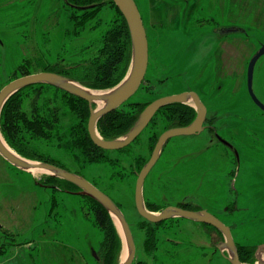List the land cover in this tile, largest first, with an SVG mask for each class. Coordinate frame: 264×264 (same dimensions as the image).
<instances>
[{
	"label": "rangeland",
	"instance_id": "1",
	"mask_svg": "<svg viewBox=\"0 0 264 264\" xmlns=\"http://www.w3.org/2000/svg\"><path fill=\"white\" fill-rule=\"evenodd\" d=\"M138 2L150 59L143 87L130 98L132 103L197 90L219 135L239 153L237 158L207 130L173 137L146 178V200L161 207L189 203L196 209L209 208L231 226L237 243H263L264 111L249 93L247 69L264 43V0ZM63 4L64 0H0V90L25 75L21 67L31 74L56 63L75 66L93 61L122 17L116 6L104 4L99 18L76 24ZM220 25H238L246 32L219 37L214 31ZM254 91L264 103V55L256 64ZM40 94L37 103L43 113L59 107L61 115L72 114L61 91L46 86ZM34 97L31 92L25 99L29 109ZM162 130L160 126L157 131ZM151 134L146 128L125 151L109 150L112 161L81 171L120 204L136 243L134 261L231 264L211 244L223 235L187 218L160 226L158 250L152 255L146 251L147 227L136 208L135 186L139 161L152 153ZM38 145L71 170L79 169L61 149L45 141ZM44 175L22 171L0 155V244L6 250L0 264H96L93 251L97 254L101 235L86 216L90 203L82 195L44 183ZM122 253L123 247L119 261Z\"/></svg>",
	"mask_w": 264,
	"mask_h": 264
},
{
	"label": "trees",
	"instance_id": "2",
	"mask_svg": "<svg viewBox=\"0 0 264 264\" xmlns=\"http://www.w3.org/2000/svg\"><path fill=\"white\" fill-rule=\"evenodd\" d=\"M69 1L77 6L93 5L83 9L67 8L65 13L68 19H77L78 21L99 18V12L104 4L116 6L112 0ZM117 9L119 10L118 7ZM119 12L121 13L120 10ZM121 15L120 24L107 33L102 48L98 50V54L93 58V61L78 63L75 66H64L58 63L57 65L46 66L45 70L61 73L94 89H107L118 84L127 73L131 60L130 32L125 17L122 13ZM21 69H23V74H29L23 67ZM46 86L53 87L63 93L64 100L71 103L69 108L71 115L67 113L61 115L59 107L52 108V112L47 114L40 110L37 102L40 93ZM142 87L143 83L140 89ZM31 92H35V100L31 109H29L26 107L25 99L29 97ZM148 102L132 103L129 100L121 108L104 115L98 122L101 135L105 139H112L125 134L136 122L140 112ZM64 116H66V119ZM89 116V103L85 99L48 84H34L19 90L7 101L1 115V130L8 144L22 156L47 161L71 170L60 159L39 150L40 146L38 144L45 141L47 146L52 144L57 149L65 152L68 157L74 158L79 165V169L74 170V172L82 174L81 171L91 164L112 161L108 155L110 151L97 146L92 141L87 129ZM195 116V108L187 104L172 103L161 108L147 127V129H152L151 150H153L161 132L172 127L188 125L194 120ZM160 126L163 130L157 131ZM147 160L142 159L139 161L140 170ZM43 182L51 184L54 188L63 192H66L67 189H78L77 186L64 179L47 174L44 175ZM82 198L90 203L86 216L89 217L88 220L99 230L101 235L97 249L98 257L93 258L94 262L96 264H118L123 243L113 218L96 200L88 196ZM147 205L153 211H159L163 208L149 201H147ZM181 206L196 209L189 203L181 204ZM172 219L159 223H151L145 220L147 227L146 251L150 255L155 254L159 248L161 234L158 228L170 224ZM206 225L215 229L212 225ZM237 245L241 260L253 264L256 260L254 256L256 245L240 243H237ZM4 253H6L4 244H0V255ZM133 264H148V262L134 261Z\"/></svg>",
	"mask_w": 264,
	"mask_h": 264
},
{
	"label": "water",
	"instance_id": "3",
	"mask_svg": "<svg viewBox=\"0 0 264 264\" xmlns=\"http://www.w3.org/2000/svg\"><path fill=\"white\" fill-rule=\"evenodd\" d=\"M126 19L131 37V61L127 73L122 80L113 87L107 89H94L66 75L53 71H40L26 74L8 82L0 90V155L14 167L34 175L42 172L47 175L64 179L79 188L76 192L82 196H88L99 202L111 215L118 226L123 241L122 258L118 264H133L136 256V243L131 226L125 213L117 202L105 191L97 187L84 175L70 171L61 166L47 161L34 160L19 154L6 141L1 130V115L5 104L19 90L34 84H48L55 86L73 95L88 101L90 117L88 120V132L92 141L105 150H119L129 146L146 129L156 113L166 105L172 103L190 104L196 109L195 119L185 126L172 127L164 130L152 150L151 156L137 173L135 186V204L139 214L152 223H159L172 218H187L195 222L206 223L214 226L223 234L222 241L217 248L231 264H247L239 255V248L232 233V228L218 216L205 208L188 209L182 206H166L160 211H153L147 207L144 185L147 176L160 159L164 146L168 140L176 136L200 134L206 126L207 106L200 95L193 90L170 94L156 98L147 104L139 114L133 126L123 135L105 139L98 130L99 120L107 113L118 109L128 101L141 87L149 66V41L147 31L139 7L135 0H112ZM89 6H79L87 8ZM222 34L244 33L246 29L241 26L223 27ZM264 55V43L252 55L247 69V84L253 101L264 111V103L254 91V73L258 60ZM220 141L233 149L239 157L238 150L229 141L221 138ZM95 257L96 252L93 251ZM255 262L264 264V242L255 249Z\"/></svg>",
	"mask_w": 264,
	"mask_h": 264
},
{
	"label": "flooded vegetation",
	"instance_id": "4",
	"mask_svg": "<svg viewBox=\"0 0 264 264\" xmlns=\"http://www.w3.org/2000/svg\"><path fill=\"white\" fill-rule=\"evenodd\" d=\"M136 1V3H137V5H138V7H139V10H140V4H139V2H138V0H135ZM39 2H40V0H39ZM64 6H65V8H66V10H67V8L69 7V8H71V7H74V8H77V9H81V8H79V6H77V5H75V4H73V3H71L69 0H64V4H63ZM38 6H39V3H38ZM39 7H42L41 5L39 6ZM46 8V7H45ZM44 8V9H45ZM64 8V9H65ZM140 12H141V10H140ZM141 15H142V12H141ZM142 18H143V15H142ZM90 21V20H89ZM78 22L79 23H82V21H76V24H78ZM86 22V21H85ZM143 22H144V19H143ZM144 25H145V23H144ZM230 26H236V25H220V26H217V28L215 29V31H214V33L216 34V35H218L219 37H221V36H224V35H227V34H231V33H227V34H222V28L223 27H230ZM145 28H146V26H145ZM156 29V31H157V33H160L161 31L158 29V28H155ZM182 29V28H181ZM166 30H171V31H173L174 29H170V28H166ZM182 31H183V33L184 34H187L188 32H185L184 31V29H182ZM233 33H237V32H233ZM245 33V32H244ZM148 36V35H147ZM148 41H149V39H148ZM149 59H150V55H149ZM220 60H221V58H220ZM216 61V60H215ZM216 63V62H215ZM57 64V63H56ZM55 64V65H56ZM217 64V63H216ZM256 68V67H255ZM42 71H52V70H42ZM54 72V71H53ZM61 74V73H60ZM254 76H255V73H254ZM146 78V77H145ZM142 86V85H141ZM55 87V86H54ZM190 90H193V91H196L199 95H200V97H201V99H202V101L205 103V101L203 100V98H202V96H201V93L199 92V91H197V90H194V89H189V90H184V91H190ZM180 92H183V91H180ZM180 92H177V93H180ZM173 94V93H172ZM175 94V93H174ZM170 95V94H169ZM159 97H161V96H159ZM159 97H155L154 98V100L156 99V98H159ZM130 100V99H129ZM128 100V101H129ZM153 101V100H152ZM127 102V101H126ZM125 102V103H126ZM138 102H140V101H138ZM145 102V101H144ZM151 101H149L147 104H149ZM124 103V104H125ZM146 104V105H147ZM180 104H185V103H180ZM145 105V106H146ZM187 105H190V104H187ZM205 105H206V103H205ZM144 106V107H145ZM190 106H192V105H190ZM207 106V105H206ZM90 107V106H89ZM122 107V106H121ZM121 107H119V108H121ZM193 107V106H192ZM144 109V108H143ZM142 109V110H143ZM161 110V109H160ZM159 110V111H160ZM196 110V109H195ZM114 111V110H113ZM158 111V112H159ZM157 112V113H158ZM141 113V112H140ZM156 113V114H157ZM196 114H197V112H196ZM210 115V113H209V109H208V106H207V117H206V120H205V122H204V126H206V128L203 130V131H209L210 132V135H211V138L212 139H219V132H218V128H217V126H216V121H214L215 119H214V117H211V116H209ZM156 116V115H155ZM154 116V117H155ZM154 117H153V119H154ZM196 117V116H195ZM153 119L151 120V122L153 121ZM195 119V118H194ZM218 119V118H217ZM150 122V123H151ZM149 123V124H150ZM149 126V125H148ZM147 126V127H148ZM146 127V128H147ZM232 129V128H231ZM99 130V129H98ZM202 131V132H203ZM100 132V131H99ZM201 132V133H202ZM162 133V132H161ZM139 137V136H138ZM137 137V138H138ZM221 137V136H220ZM137 138H136V140H137ZM172 139V138H171ZM170 139V140H171ZM135 140V141H136ZM170 140H168L167 141V143L170 141ZM135 141H133L129 146H127V147H125V148H123L124 150H122V149H119V151H125V149H127L128 147H130ZM167 143L165 144V146H164V149H165V147H166V145H167ZM231 143V142H230ZM232 144V143H231ZM225 145V144H224ZM226 146V145H225ZM234 147H235V145H233ZM227 147V146H226ZM227 148H229V147H227ZM236 148V147H235ZM164 149H163V151H164ZM233 153H235V151L233 150V149H231V148H229ZM237 149V148H236ZM112 151H115V150H112ZM163 153V152H162ZM235 155H236V153H235ZM236 157H237V155H236ZM238 158V157H237ZM73 171V170H72ZM83 175V174H82ZM92 182V181H91ZM92 183H94V182H92ZM96 186H97V184L96 183H94ZM98 187V186H97ZM101 189V188H100ZM79 190V188L77 189V190H66V192L68 193V192H70V193H76L77 191ZM104 191V190H103ZM146 198V197H145ZM115 200V199H114ZM116 201V200H115ZM117 202V201H116ZM117 204H118V202H117ZM146 204H147V200H146ZM119 206H120V204H118ZM179 206H181V205H179ZM147 207H148V205H147ZM149 208V207H148ZM164 208V207H163ZM162 209V208H161ZM205 209H207V210H209L210 212H212L209 208H205ZM213 214H214V212H212ZM216 215V214H215ZM217 216V215H216ZM146 220V219H145ZM146 221H148V220H146ZM149 222V221H148ZM162 222V221H161ZM152 223V222H151ZM169 225V224H168ZM169 228V227H168ZM214 231H216V232H218L219 233V235H221L222 233L218 230V229H216L215 228V230ZM210 234V233H209ZM223 235V234H222ZM210 236V235H209ZM212 238V237H211ZM211 240V239H210ZM220 241H222V237H220L217 241H215L214 242V240H212V246H213V248H214V251L216 252H220L219 251V249L217 248V245L219 244V242Z\"/></svg>",
	"mask_w": 264,
	"mask_h": 264
},
{
	"label": "crops",
	"instance_id": "5",
	"mask_svg": "<svg viewBox=\"0 0 264 264\" xmlns=\"http://www.w3.org/2000/svg\"><path fill=\"white\" fill-rule=\"evenodd\" d=\"M202 245H207V244H202Z\"/></svg>",
	"mask_w": 264,
	"mask_h": 264
},
{
	"label": "bare ground",
	"instance_id": "6",
	"mask_svg": "<svg viewBox=\"0 0 264 264\" xmlns=\"http://www.w3.org/2000/svg\"><path fill=\"white\" fill-rule=\"evenodd\" d=\"M36 173H38V172H36Z\"/></svg>",
	"mask_w": 264,
	"mask_h": 264
}]
</instances>
